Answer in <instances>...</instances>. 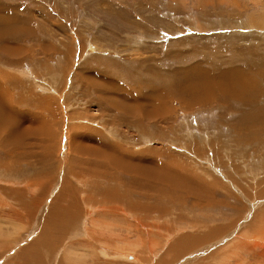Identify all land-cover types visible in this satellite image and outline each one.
Segmentation results:
<instances>
[{
  "label": "rangeland",
  "instance_id": "obj_1",
  "mask_svg": "<svg viewBox=\"0 0 264 264\" xmlns=\"http://www.w3.org/2000/svg\"><path fill=\"white\" fill-rule=\"evenodd\" d=\"M4 2L0 12L10 22L0 37V116L7 118L0 124V264H25L26 246L37 242L54 200L69 195L66 186L102 189L103 199L82 204L74 227L85 233L73 234L70 225L53 231L57 244L38 247L43 264H264V125L247 127V105L221 103L220 94L203 105L199 96L190 107L175 95V79L200 69L218 78L230 70L235 78L250 74L251 107L264 118V0ZM25 4L51 13L56 27L14 20ZM53 51L58 63L47 75L41 61ZM90 144L117 164H98L74 147ZM124 158L145 166L155 159L183 169L185 179L194 174L210 187L212 204L195 200L186 183L160 192L150 181L149 189L135 188ZM88 166L101 174L78 171ZM110 194L122 203L104 197Z\"/></svg>",
  "mask_w": 264,
  "mask_h": 264
},
{
  "label": "bare ground",
  "instance_id": "obj_2",
  "mask_svg": "<svg viewBox=\"0 0 264 264\" xmlns=\"http://www.w3.org/2000/svg\"><path fill=\"white\" fill-rule=\"evenodd\" d=\"M6 21V20H5ZM4 21V22H5ZM6 27V26H5ZM7 28V27H6ZM2 35H6V31L4 30V28L2 27L1 29H0V37H2ZM9 35L10 36H12V35H15L14 34V32L13 31H11L10 30V33H9ZM7 37V36H6ZM9 37V36H8ZM192 70L194 69V68H191ZM196 70V71H195ZM195 72H198V70H197V68H195ZM230 70V69H229ZM186 71H188V70H186ZM208 71V70H207ZM27 72V71H26ZM192 72V71H191ZM190 72V69H189V74H192ZM237 72V71H236ZM235 73V71L234 70H230V71H227V72H225V71H223V72H221L220 73V76H219V78L218 77H211V75H210V73H208V75H207V73H205V71H202L201 69L199 70V72L197 73V74H195V75H191V77L192 78H189L188 76H184V78H182V77H180V78H178V79H175L176 81H175V91H176V93H175V95H177V98L176 99H178L179 101H180V103H183V105H185L186 107L188 106V107H190V106H193V105H196V103H198L199 104V96H201L200 98H201V103H200V105H203V104H206L207 102L208 103H210V102H212V101H214V100H217L218 98H217V95L218 94H220L223 98H221L222 100H221V103H226L227 101H229L230 102V100H236V101H238L239 103H240V105L242 104V105H247V109L249 110L248 112H244L242 115H241V120L243 121V122H245V124H246V122L247 121H249L250 120V118H251V120L249 121V122H252V125L251 126H247V127H253V126H255V125H258V126H263L264 125V118H263V116L261 117V116H259L258 115V112L256 111L257 109L255 108V107H251L253 104H254V93H253V96L250 94V90L248 89V87L251 85V83L250 82H253V81H255L254 80V78L250 75H246L247 77L246 78H243V77H241V76H239L238 75V77L239 78H235V77H232V74H234ZM185 75V74H184ZM205 75H207L208 76V78L205 76ZM177 77V76H176ZM204 77H206V78H204ZM264 81V80H263ZM174 85V84H173ZM257 87V86H256ZM259 88V87H258ZM252 89V88H251ZM255 90H257V88L255 89L254 88V90L253 91H255ZM260 91H261V89H259ZM2 91V90H1ZM259 91V92H260ZM156 93H158L157 91H155ZM256 92H258V91H256ZM255 92V93H256ZM155 93V94H156ZM160 93V95H161V91L159 92ZM164 93V92H163ZM162 93V94H163ZM167 93V92H166ZM165 93V94H166ZM1 94V93H0ZM159 95V94H158ZM174 95V96H175ZM1 96H3V95H1ZM5 96V95H4ZM163 96H165L164 94H163ZM166 96H167V94H166ZM155 97H156V95H155ZM161 97V96H160ZM170 97H171V95H170ZM189 97V98H188ZM6 98V97H5ZM156 98H158V97H156ZM166 98H168V97H166ZM0 99H4L3 97L1 98L0 97ZM148 99V98H147ZM160 99L161 98H158V99H156V101L155 102H153V104H155V105H158L159 104V107H156V108H158V109H162V111L161 112H164V110H165V108H167V105L166 104H163V103H161L160 102ZM155 100V98H153V101ZM169 100V99H168ZM171 100V99H170ZM3 101V100H2ZM196 102V103H195ZM229 102H227V103H229ZM256 102V101H255ZM152 103V102H151ZM207 103V104H208ZM150 104V103H149ZM256 106V105H255ZM153 107V106H152ZM256 107H258V106H256ZM262 108V106H259V108ZM224 109V108H223ZM256 109V110H255ZM157 110V109H156ZM230 110H231V108H230ZM253 110V111H252ZM263 110H264V108H263ZM158 111V110H157ZM235 111V110H234ZM158 113V112H157ZM2 118H5V119H7L6 118V116H0V124H2V125H5V122H3L2 121ZM255 124V125H254ZM34 128V130H33V132L35 131V130H37L38 128H37V126H36V128L35 127H33ZM244 128V127H243ZM255 128V127H254ZM257 128H259V127H257ZM260 128H262V127H260ZM88 129V128H87ZM253 129V128H252ZM255 131V130H254ZM32 132V131H31ZM88 132V131H87ZM35 133V132H34ZM247 136V135H246ZM246 139V138H245ZM95 142V141H94ZM93 143V142H92ZM96 143V142H95ZM17 146V145H16ZM19 147V146H18ZM74 147H76V148H79V150H78V152H80V153H78V154H82L83 156L85 155L86 157H89V158H91V157H93L92 159H93V161H96L98 164H100V162L102 163V161L104 162V160H103V158H105V160H107L108 162H110V165L111 166H113V160L111 159V155H104L103 154V151L101 150V148H100V144H99V146H92V144H90V145H85V146H81V145H74ZM102 147V146H101ZM124 153V152H123ZM122 153V154H123ZM17 156H18V154H17ZM14 157H15V155H14ZM14 157H13V159H14ZM17 158V157H16ZM15 158V159H16ZM108 158H109V160H108ZM128 158L130 159V156H128ZM22 159V158H21ZM86 159V158H85ZM19 160V159H18ZM77 160V159H76ZM130 160H132V157H131V159ZM123 162L125 161V158L122 160ZM107 162V163H108ZM126 163H124V164H126L125 165V167H126V169L127 170H129L130 172H132L133 173V177H132V185L133 184H136L135 185V188H139V186H142L143 187V189L145 190V188H148L149 189V187H151V185H152V187H154V189L156 188V190H157V192H160V191H162L164 188H165V185H167V184H169L170 186H178V185H183L184 183H186V185H188V186H184L185 188H189V190L190 191H192L193 192V194H196L195 196H193L194 198H195V200H199V201H202V200H204V201H208L210 204H212V195L210 194L211 192H209V191H211V189H210V187L206 184V185H204L205 183H203L201 180H198L197 179V177H195V175L194 174H192V173H190V172H187V175L189 176V177H187L188 179H185L184 178V176H182L183 174V172H180V170H183V169H180V168H178L179 167V165H178V169L179 170H175V169H172V168H170L169 167V164H162V163H160V162H155V159H153L152 160V162H153V165L152 166H150V165H146L145 166V163H141V162H138V163H132V162H127V161H125ZM87 163V162H86ZM90 163H91V160L89 161L88 160V164H89V166H90ZM179 163V162H178ZM117 163H115L114 165H116ZM174 165L176 164L175 162L173 163ZM92 165V164H91ZM79 166H80V164H79ZM88 166V168H83V169H78V171L80 170V171H82L83 173H87V174H89L91 177H96V175L95 174H101L99 171H96L95 169H93V168H90ZM99 166V165H98ZM6 168L5 169H7V165L5 166ZM9 167V166H8ZM94 167V166H93ZM95 168V167H94ZM176 168V169H177ZM75 169V168H74ZM102 169H103V167H102ZM172 169V170H171ZM3 170V169H2ZM185 170V169H184ZM179 171V173H180V175H178V173H176L175 174V172H178ZM186 171V170H185ZM2 172V171H1ZM10 172V171H9ZM48 174V173H47ZM79 174V173H78ZM86 174V175H87ZM182 174V175H181ZM42 175V174H41ZM71 175V174H70ZM185 175V174H184ZM40 176V175H39ZM38 176V177H39ZM38 177H36L37 179H38ZM68 177V176H67ZM71 177V176H70ZM78 177H79V175H78ZM90 177V178H91ZM99 177H100V175H99ZM144 177V178H143ZM35 178V179H36ZM40 178V177H39ZM140 178H142L143 180H141ZM19 179V178H18ZM70 178H68V180H69ZM78 179V178H77ZM80 179V178H79ZM92 179V178H91ZM41 180V179H40ZM39 180V181H40ZM84 180V179H83ZM35 181H37V180H35ZM37 182V184H39L40 182ZM65 181V180H64ZM64 181H63V184H65L64 183ZM139 181H143V183L141 184ZM148 181H150V183H151V185L149 186V182ZM81 182H82V180H81ZM94 182V181H93ZM153 182H154V184H153ZM32 183V182H31ZM62 183V182H61ZM61 183H60V186H61ZM80 183V182H79ZM189 183H193V184H189ZM41 184V183H40ZM69 184V183H68ZM81 184V183H80ZM82 184H84V182H82ZM96 184V183H95ZM174 184V185H173ZM178 184V185H177ZM196 184V186H198V187H193L192 185H195ZM66 185H67V183H66ZM65 185V186H66ZM158 185H159V187H158ZM74 186V185H73ZM95 186H98V185H95ZM100 186V185H99ZM62 187V186H61ZM63 187H64V185H63ZM63 187H62V190H63ZM82 187H83V185H82ZM134 187V186H133ZM81 188V187H80ZM85 188V187H84ZM196 188V189H195ZM68 188H67V186H66V188H65V190H64V192L67 194V192L69 191V195H67V196H65V197H63V198H60V197H58V201L56 200V202H55V200H54V204L52 203L51 204V206H52V209H51V211L49 212V214L47 215V224L43 227V231L41 232V234L39 235V238L37 239V242H34L29 248H28V246H26L27 247V249L26 250H24L25 252L22 254V259L24 260V262H25V264H29V263H31L32 264V262H31V260H33V263H35V264H43L42 263V259H43V257H41V255H39V254H37L38 253V247L41 245V244H57L58 242H59V240L61 239V237H54L53 236V231L55 230L56 232H57V235H60V234H63V233H65V231H67V227H70V225L72 226V227H74L75 225L77 226L78 225V220H79V215L80 214H82V204H84L86 207H88V204L85 202V201H87V202H89L90 201V198H92V197H94L93 199V201L94 202H96L95 201V195H99V196H101V198L103 199V190L102 189H99L98 191H97V189H95V190H92V189H82L83 191H79V192H75V191H72V192H70V189L69 190H67ZM154 189H151L152 191L154 190ZM79 190V189H78ZM143 190V192L142 193H145V191ZM155 190V191H156ZM19 191V190H18ZM149 191V190H148ZM15 192H17V191H15ZM63 192V191H62ZM112 192H114V191H112ZM111 192V193H112ZM10 193V192H9ZM13 193V192H12ZM78 193V194H77ZM141 193V194H142ZM148 193V192H147ZM151 193V192H150ZM11 194V193H10ZM15 194H17V193H15ZM65 194V195H66ZM82 194H83V196H82ZM115 194V193H114ZM121 194H123V193H121ZM188 194H191V193H188ZM192 194V195H193ZM18 195H19V193H18ZM18 195H17V198H18ZM20 195H22L21 193H20ZM19 195V196H20ZM144 195V194H143ZM152 195V194H151ZM98 196V197H99ZM24 197V196H23ZM104 197H106L107 199H109V200H112V201H118V202H120V203H122V200L121 199H124V197H122V196H118V198H116V197H114L113 195H104ZM126 197V196H125ZM21 198V197H20ZM20 198H18L19 200H20ZM105 198V199H106ZM126 198H128V197H126ZM17 199V200H18ZM23 199V198H22ZM32 200L34 199V198H31ZM107 199H106V203L107 202H109V201H107ZM126 200V199H125ZM93 201H91V202H93ZM192 201H193V199H192ZM206 201V202H207ZM21 202H22V200H21ZM23 202H25V201H23ZM22 202V203H23ZM111 202V201H110ZM131 202V201H130ZM132 202H133V200H132ZM198 202V201H197ZM207 202V203H208ZM63 203H65V204H63ZM102 203V202H101ZM105 203V204H106ZM112 203V202H111ZM149 203V202H148ZM200 203V202H199ZM90 204V203H89ZM99 204V203H98ZM104 204V205H105ZM114 204V203H113ZM103 205V204H102ZM135 205V204H134ZM155 205V204H154ZM154 205H153V207H154ZM81 206V207H80ZM110 206V205H109ZM31 210H30V214H31V216H33L32 215V209L33 208H35L36 206L35 205H31ZM215 207V206H214ZM26 208V207H25ZM112 208V207H111ZM89 209V208H88ZM115 209H117V208H115ZM175 209V208H174ZM28 210V209H27ZM35 210V209H34ZM90 211V210H89ZM28 212V211H27ZM81 212V213H80ZM122 212V211H121ZM145 212V211H144ZM200 212V211H199ZM264 212V211H263ZM263 212H261V213H263ZM89 213V212H88ZM19 214V213H18ZM146 214V213H145ZM149 215V214H148ZM223 216H225V215H223ZM259 216V215H258ZM88 217V216H87ZM137 217V216H136ZM226 217V216H225ZM86 218V217H85ZM104 218V217H103ZM153 218V217H152ZM208 218H210V216L208 217ZM212 218V217H211ZM230 218V217H229ZM233 218V217H232ZM105 219V218H104ZM142 219H144L143 217H142ZM216 219V218H215ZM218 219V218H217ZM226 219V218H225ZM225 219H223V221L225 220ZM257 219V218H256ZM260 219H261V217H260ZM212 220H214L213 218H212ZM219 220V219H218ZM226 221V220H225ZM227 221H229V223H230V220H227ZM226 221V222H227ZM80 222V221H79ZM213 222V221H212ZM219 222H221L220 220H219ZM218 222V223H219ZM84 223V222H83ZM204 223V222H203ZM213 223H215V221L213 222ZM217 223V222H216ZM232 223V222H231ZM80 224V223H79ZM227 224V223H226ZM82 225H84V224H82ZM207 226L209 225V224H206ZM217 225V224H216ZM219 226H220V224H218ZM229 225V224H228ZM75 226V227H76ZM218 226V227H219ZM224 226V225H223ZM222 226V227H223ZM230 226V225H229ZM254 226H256V225H254ZM60 227H62V229H60ZM74 227V229H75V233H73V234H77V235H80L79 234V231H81L83 228L81 227V229L79 228V230L76 232V229L77 228H75ZM221 227V226H220ZM228 227V226H227ZM230 227H232V226H230ZM85 228V227H84ZM211 228V227H210ZM210 228L208 229V228H206V229H208V230H210ZM229 228V227H228ZM69 229V228H68ZM224 229H226V228H224ZM257 232H258V230L256 229V228H254ZM253 229V230H254ZM262 229V228H261ZM227 230V229H226ZM84 233L86 232L84 229L82 230ZM211 231V230H210ZM224 231V230H223ZM255 231V232H256ZM214 232V231H213ZM204 233H206L205 231H204ZM220 233H222L221 231H220ZM220 233H219V235H220ZM246 233V232H245ZM248 233H250V232H248ZM260 233H262V231L260 232ZM209 234V233H208ZM207 234V235H208ZM217 234V233H216ZM253 234V233H252ZM258 234V233H257ZM76 235V236H77ZM86 235V234H85ZM251 236V235H250ZM249 236V237H250ZM253 236V235H252ZM256 236V235H255ZM263 236V235H262ZM258 237V236H257ZM256 237V238H257ZM261 237V236H260ZM260 237H258V238H260ZM200 238H202V237H200ZM203 239H205V237H203ZM210 238H208V240H209ZM178 240H180V239H177V241ZM176 241V242H177ZM202 241H204V240H202ZM206 241V240H205ZM264 241V240H263ZM251 242V241H250ZM173 244V243H172ZM252 244V243H251ZM250 244V245H251ZM120 245V244H119ZM253 245H258V247H259V243H253ZM263 245V244H262ZM46 246H48V245H46ZM51 246V245H50ZM133 246V245H132ZM173 246V245H172ZM177 246L179 247V244L177 243ZM52 247V246H51ZM50 247V248H51ZM13 248V247H12ZM118 248V247H117ZM106 249V248H105ZM8 250V249H7ZM128 250H130V248H128ZM20 252L21 251H18L17 253H19L20 254ZM125 254V253H124ZM136 254V253H135ZM17 255V254H16ZM126 257H130V258H132L133 256L130 254V252L129 253H127L126 252ZM123 256V255H122ZM100 257V256H99ZM216 259V258H215ZM220 259V258H219ZM23 260H22V262H23ZM134 260V259H133ZM174 261V260H173ZM221 261V260H220ZM20 262V261H19ZM46 262V261H45ZM55 262V261H54ZM18 263V262H17ZM52 263V262H51ZM160 263H162V262H160ZM221 263V262H220ZM207 264V263H206Z\"/></svg>",
  "mask_w": 264,
  "mask_h": 264
},
{
  "label": "crops",
  "instance_id": "obj_3",
  "mask_svg": "<svg viewBox=\"0 0 264 264\" xmlns=\"http://www.w3.org/2000/svg\"><path fill=\"white\" fill-rule=\"evenodd\" d=\"M38 1V0H37ZM40 2H41V0H40ZM98 2V1H97ZM100 4H102V2H100ZM106 5V4H105ZM24 6H26L25 7V11L22 13V14H20V15H18V16H13L14 18H16V19H14V20H17V22L18 21H20V22H23V23H28V24H30V26H32L31 24H32V22H31V19H37L38 20V23H41V21L43 22V23H45V25H47V26H50V27H56V23L58 22L57 20V18H52V14L51 13H49V12H45V11H43L42 13H37V12H35L34 11V8H33V10L30 8V6L28 5V4H25ZM23 6V7H24ZM8 6L6 5V2H4V0H3V4H1L0 3V9H2L3 11H5V8H7ZM36 9H38V8H36ZM18 10H19V8H18ZM114 10V9H113ZM16 11H17V9H16ZM8 12H10L11 13V11L10 10H8ZM1 14H3L2 12H0V18H1V20L3 21V23H1L0 22V29H1V26L4 28V30L6 29V27L7 28H9V22H10V20H6L5 18H4V16H2ZM7 22H6V21ZM5 21V22H4ZM6 26V27H5ZM53 31H56L57 33H59L57 30H55V29H53ZM51 32H52V30H51ZM87 34V33H86ZM91 34H92V31H91V33L90 34H88V36L86 37V40H87V42H90V40H91ZM93 39L92 40H94V42L93 43H95V38H96V35H95V33H93ZM96 39H98V42L102 45V42L101 41H99L100 40V38L98 37V38H96ZM102 40V39H101ZM85 43H86V41H85ZM92 43V42H91ZM92 43V44H93ZM96 44V43H95ZM94 45V44H93ZM97 45V44H96ZM95 46V45H94ZM98 47H100L101 49H102V46H100V45H97ZM5 46H2V48H4ZM55 47H57V46H55ZM67 48H69L68 46H67ZM57 51H53L52 53H51V55L48 57V58H45V60H42L41 61V64H42V67L41 68H43V69H45L46 68V70L48 71V74L47 75H49L51 72H53V70H55V65L58 63V55H57ZM100 63L102 64V61H101V59H100ZM48 65L50 66V67H48ZM30 70V69H29ZM31 71V70H30ZM46 75V76H47ZM43 79V78H42ZM46 81V80H45Z\"/></svg>",
  "mask_w": 264,
  "mask_h": 264
}]
</instances>
